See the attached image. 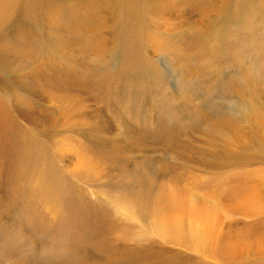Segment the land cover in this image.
<instances>
[{
    "label": "rangeland",
    "instance_id": "rangeland-1",
    "mask_svg": "<svg viewBox=\"0 0 264 264\" xmlns=\"http://www.w3.org/2000/svg\"><path fill=\"white\" fill-rule=\"evenodd\" d=\"M150 1L0 28V264H264V0Z\"/></svg>",
    "mask_w": 264,
    "mask_h": 264
},
{
    "label": "bare ground",
    "instance_id": "bare-ground-1",
    "mask_svg": "<svg viewBox=\"0 0 264 264\" xmlns=\"http://www.w3.org/2000/svg\"><path fill=\"white\" fill-rule=\"evenodd\" d=\"M75 1L76 0H0V28L4 24H7L9 22H14V23L21 25L22 21L27 19V18H29V20H34L36 18V16H38L40 13H46L48 9H51L52 4H57L59 9H61L62 8L61 6H63V5H65L67 8L72 7V6H76L77 3ZM93 1H97V2L104 4L107 1L110 2V1H115V0H93ZM255 1L258 2V0H255ZM127 2H128L127 12L123 17H120L118 19V21H120L122 23V25H121L122 36L127 39L124 42V44L134 45V44H131L130 42H128V36H125L124 33H126V31L129 33H133L135 31L137 34L134 33L136 35L132 34V36H139V37L142 36V33L145 32L142 20L144 22L146 15H148L147 10H148V7H149V4L151 1L150 0H127ZM239 2L242 4L243 7H246L248 2H254V1L240 0ZM254 4H256V3H254ZM254 4H252V5H254ZM69 9H71V8H69ZM247 9L249 11L251 10V8H249V5L247 6ZM238 10L240 11L241 8H239ZM113 12H114V8L112 9V11L110 13H113ZM235 13H236V10H235ZM125 18H127V20ZM36 19H38V17ZM35 23H36V21H35ZM24 25H26V24H24ZM64 26H66V25H64ZM36 27L38 28L37 25H36ZM241 110L245 111L246 108L245 107L241 108ZM253 111L256 113L257 116H259V117L263 116V112L261 110L254 109ZM262 125H263V123H262Z\"/></svg>",
    "mask_w": 264,
    "mask_h": 264
}]
</instances>
